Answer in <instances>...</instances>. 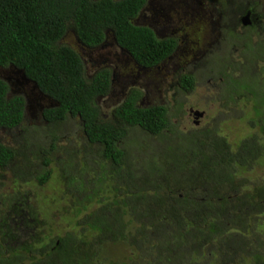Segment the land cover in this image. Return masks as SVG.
Masks as SVG:
<instances>
[{"label": "trees", "instance_id": "1", "mask_svg": "<svg viewBox=\"0 0 264 264\" xmlns=\"http://www.w3.org/2000/svg\"><path fill=\"white\" fill-rule=\"evenodd\" d=\"M171 2L166 0L165 10ZM146 3L0 0V131L12 134L9 142L0 141V189L10 180L45 186L57 168L63 186L55 197L61 214L73 217L61 236L44 241L33 234L16 248L13 231H3L0 264H264V174L248 177L264 160V7L260 0L203 1L217 14L223 36L238 40V51L223 61L217 55L219 61L209 60L211 67L201 71L220 79L212 103L223 111L212 126L199 122L185 132L178 128V110L187 102L141 105L143 85L130 88L108 118L102 115L94 100L112 91L114 73L102 67L88 77L80 53L62 42L72 30L80 48L93 50L109 35L135 64L154 69L177 56L180 38L159 37L135 22ZM246 15L248 24L242 22ZM11 72L22 85L9 79ZM24 82L52 104H33L26 114ZM201 82L181 71L172 87L177 94L191 92ZM245 108L248 135L231 143L220 135V115L236 111L243 118ZM38 115L42 132L26 126L28 117ZM78 119L82 146L59 145L58 128ZM46 135L49 145L43 143ZM144 138L158 140L154 152ZM81 162L88 163L82 169L87 176L76 169ZM7 197H21L11 208L22 205L32 214L29 195ZM110 244H124L128 254L110 259Z\"/></svg>", "mask_w": 264, "mask_h": 264}, {"label": "rangeland", "instance_id": "2", "mask_svg": "<svg viewBox=\"0 0 264 264\" xmlns=\"http://www.w3.org/2000/svg\"><path fill=\"white\" fill-rule=\"evenodd\" d=\"M171 1V9L165 10V7L169 6L166 5V0H149L150 10H148L146 16L143 17L149 22L148 24L164 29H161L163 32L160 34L156 33L157 36H176L178 38H184V43L182 44V40L179 43L180 46L177 49V56H172V61L168 63L170 67H154V69H151L150 71L142 67H136L138 71H134L132 68L135 63L130 55L125 51L120 50L118 47H114V40L109 35L104 45H101L95 50L86 49L84 47L80 48L72 30L68 31L62 39V42L70 45L80 53L87 66L86 71L89 72V76L94 74L93 71L95 68H97V70L102 67L111 69L114 73V76L112 77V88L119 96L125 98L130 88L135 86L139 87L137 86L138 84L143 85L146 88L147 93L140 99L139 103L141 105L165 103L166 101L173 102V92L168 91L165 93L164 90L172 86L175 75L181 72L183 67H185L186 70L193 72L202 82L198 83L197 88L194 90V97H189L187 99V104L178 110V113L181 110L180 121L178 119L179 115L174 119L175 122H180L178 126L179 129L188 132V130L195 129V124L198 120L193 118L192 113L189 114L190 108H199L206 112V116L204 114V119L200 121L204 127L212 126L213 119L217 116L218 112L223 111L222 109H219L217 104L212 103L214 102V92L217 87H211H213L215 83L208 85L204 82L209 79V75H212L214 72H208V70L201 71L211 67L209 60L219 61L217 55L220 57L221 61H223V59L230 53L233 58H236L235 55H237L238 50L235 48L234 44L237 43L238 40L233 37L227 38L223 36L222 29L220 31V23L216 22L217 14H213L212 8H207L206 5L204 6L203 1L205 2V0ZM227 1L233 3L236 0ZM260 3L264 7V0H260ZM163 5L164 8H162ZM238 15H240V13H238ZM178 58H180V60ZM172 67L175 70H173ZM216 71L215 73H218V71ZM9 79L13 80V83L17 86L22 85L24 81L22 78H19V74L15 72L9 74ZM23 86H25L26 93L28 94L26 96L28 101L26 114H31L30 110H32L31 108H33V104L35 109L40 108L39 106L41 105L47 106L52 104V101L47 100L45 97L35 95L36 91L32 84L26 85L24 82ZM122 97L107 95L99 100L100 105H105L106 107L107 104H112L111 107L109 106V110L103 112L105 117L108 118L110 116L111 110L122 101ZM30 104L32 107L29 106ZM175 111L176 108H174L173 112ZM244 111L245 116L243 118H236V111L228 118H224L229 115L227 112L220 115V135L225 136L231 143H235L243 136L248 135L249 130L245 125V120L250 115V110L245 108ZM40 118V115L34 119L28 117L26 126L29 128L34 125L35 127L40 128L41 131L43 126ZM77 122L78 123L68 120L58 128L57 134L59 135V145L65 146L73 143L72 145L78 149L82 146V132H79V130H81V121L78 119ZM22 131L21 133H23ZM31 131L32 130L27 132L28 136L31 135ZM12 133L17 135L20 131L13 129ZM133 134L134 133H132V135ZM11 135L8 137L6 133L0 131V141L9 142ZM144 140L147 142L150 140V146L152 148L150 151L154 152L157 149L159 145L158 140L155 141L152 138H144ZM43 143L46 145L51 143L48 135H46ZM87 164L88 163L85 164L84 162H81L76 166V169L82 174V177L87 176V173L89 172V170H82ZM96 168V166H93L92 174L97 171ZM56 171L57 168L55 169L52 178L45 186L40 187L35 180L26 183H14L10 180L5 182L7 185L4 188L0 189V195L4 194L6 198V204L0 207V211H7L8 207L13 210L14 207L11 208L12 202H16L15 204H17L21 201V197L10 198L7 196H30L29 198L31 199V202H33L32 215L36 222L34 233L39 237L44 238V241H46L47 237H49V240L54 239L56 236H61L65 230L69 228V223L73 220V217H70L69 215L63 216L61 214L62 203H58L56 200L55 195L61 191L63 186ZM69 171H73V169H69ZM263 174L264 160H260L255 169L248 173V177L253 181L262 177ZM93 177H97V173H95ZM38 210L40 214L38 213ZM45 222L47 225H45ZM262 228L264 229V225ZM23 236L27 237V234L24 233ZM105 252L108 257L114 261L122 260L128 254L127 248L124 244H110L106 247Z\"/></svg>", "mask_w": 264, "mask_h": 264}, {"label": "flooded vegetation", "instance_id": "3", "mask_svg": "<svg viewBox=\"0 0 264 264\" xmlns=\"http://www.w3.org/2000/svg\"><path fill=\"white\" fill-rule=\"evenodd\" d=\"M148 10H150L149 8V4L141 11V13L139 14V16L135 19V22L137 24H142V25H149L151 28L154 29V32L155 33H161L163 32L162 30H164L163 28H158V27H154L152 26L151 24H148L149 22L147 20H145L143 17L146 16V13L148 12ZM245 23V22H244ZM162 29V30H161ZM166 36V35H165ZM108 39V35L106 36V39L104 40V42L101 44V45H104V43L106 42V40ZM114 40V39H113ZM182 40V44L184 43V38H180L179 41H178V45L180 46V41ZM100 45V46H101ZM99 46V47H100ZM178 46V48H179ZM98 47V48H99ZM114 47H118L116 45V43L114 44ZM98 48H95V49H98ZM119 48V47H118ZM93 49V50H95ZM121 50V48H119ZM177 51V50H176ZM172 61V55L167 57L166 60H164V62L160 63L159 65L155 66V68H158L160 66H162V68H167V67H170L168 65V63ZM84 65L85 67L87 68L86 64H85V61H84ZM173 68V67H172ZM144 69H147V68H144ZM97 69L95 68L93 72H95ZM148 71H150L149 69H147ZM173 70H175L173 68ZM182 71H187L185 67L182 68ZM189 71V70H188ZM191 72V71H190ZM87 73L89 74V72L87 71ZM154 75V74H153ZM90 78L92 76H89ZM205 84H208V85H211L212 83H215V85L211 88H216L218 85H219V82H220V79L218 80H215L213 78H209L207 79L206 81H204ZM198 85V84H197ZM137 86H141V85H137ZM197 88V86H196ZM165 93L168 92V88L164 90ZM145 94L147 93L146 91V88L144 90ZM188 92V91H186ZM190 95H193V93H191ZM116 96V95H115ZM174 99H178L179 100V103L181 102H185V95H184V92L181 91L179 94H176L175 92H173V97H172V100ZM164 102V101H162ZM121 102H119L118 104H120ZM162 105H168V106H171L173 105V102H168L166 101L165 103H161ZM112 104H107V107L105 105H98L99 109H100V112L102 115L103 112L105 110H109V106L111 107ZM117 106V105H116ZM195 124V123H194ZM199 123H196L195 125H198ZM1 205H4L3 203ZM21 205V204H20ZM15 208V207H14ZM5 217H4V216ZM32 214L27 210L25 209L24 207H22V205L20 207H16L15 209L11 210L9 207H8V210L7 211H0V233H2L3 231L5 230H8V228H10L11 230L10 231H13L11 233H14L15 234V243L13 245V248H16L18 247L22 242H27L29 241L28 238L30 237V235H33L35 234L34 233V230H35V219L33 216H31ZM5 218L6 220H3L2 218ZM32 232V233H30ZM10 233V234H11ZM26 233L27 234V237H24L23 234ZM39 237V236H38ZM9 239V237H7ZM39 238H42V237H39ZM25 239V240H24ZM8 245V242L6 243H3V246H7Z\"/></svg>", "mask_w": 264, "mask_h": 264}, {"label": "clouds", "instance_id": "4", "mask_svg": "<svg viewBox=\"0 0 264 264\" xmlns=\"http://www.w3.org/2000/svg\"><path fill=\"white\" fill-rule=\"evenodd\" d=\"M149 4V0H147V3H146V6ZM145 6V7H146ZM245 17V16H244ZM244 21H246L244 24H248V20H244V19H242V22H244ZM113 38V37H112ZM114 43H116L115 41H114ZM117 45V44H116ZM120 48V47H119ZM121 50H123V49H121ZM136 67H140L138 64H134V66H133V70L135 71V70H137V68ZM148 69V68H147ZM138 71V70H137ZM86 73H87V71H86ZM87 75H88V77H89V74L87 73ZM93 75V74H92ZM91 75V76H92ZM155 75V74H154ZM113 76H114V74H113ZM113 83V79L111 80V84ZM196 89V88H195ZM219 89V85L217 86V89H215V91H217ZM168 91H172V92H175L174 91V89H173V87L172 86H170V87H168ZM183 92H184V95H185V101L187 102V99L189 98V97H194L193 95H190L191 93H193L194 92V90H192L191 92H186V90H184L183 89ZM176 93V92H175ZM177 94V93H176ZM107 95H116V96H118V97H122V96H119L115 91H114V89L112 88V91L111 92H109L108 94H106L105 96H103V97H106ZM144 95H146L145 94V92H144ZM103 97H101L100 99H102ZM98 98H96L95 100H94V102L95 101H97V104L98 105H100V102H99V100H97ZM124 100V97H122V101ZM121 101V102H122ZM185 103V102H184ZM187 104V103H186ZM185 104V105H186ZM192 110V111H191ZM194 111L195 112H203V110H200L199 108H190V111H189V114L190 113H192V116H193V118H195V119H198L197 120V123H199L200 122V120H202V119H204V112H203V115L202 116H196V114H194ZM198 114V113H197ZM194 123V122H193ZM81 125V124H80Z\"/></svg>", "mask_w": 264, "mask_h": 264}, {"label": "water", "instance_id": "5", "mask_svg": "<svg viewBox=\"0 0 264 264\" xmlns=\"http://www.w3.org/2000/svg\"><path fill=\"white\" fill-rule=\"evenodd\" d=\"M244 20H248V16L246 15L245 17H244ZM244 22H246V21H244ZM248 22V21H247ZM192 111V110H191ZM198 113V114H197ZM194 114H196V116H202L203 115V112H195L194 111Z\"/></svg>", "mask_w": 264, "mask_h": 264}]
</instances>
